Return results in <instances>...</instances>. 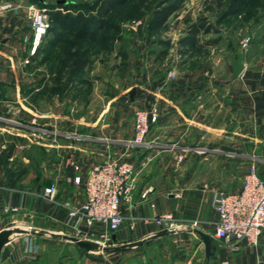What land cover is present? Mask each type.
Segmentation results:
<instances>
[{
    "label": "rangeland",
    "instance_id": "374dc122",
    "mask_svg": "<svg viewBox=\"0 0 264 264\" xmlns=\"http://www.w3.org/2000/svg\"><path fill=\"white\" fill-rule=\"evenodd\" d=\"M7 1L12 2L15 8L0 12V49L6 47L7 50H4L12 56H0V186L4 187L0 188L1 196L7 191L5 188L29 192L40 191L42 188L43 196L54 203L56 197L49 200L44 195V188L48 185L45 163H51V157L54 159L57 155L56 152L45 149L51 140L72 137L82 130L89 137H109L107 119L114 113L118 131L121 130L123 134L124 131L130 130V122L134 120V113L139 109L130 101V62L137 64L138 61L148 70L144 83L148 88L146 98L152 100L155 95V100L160 101L157 94L152 92L157 84H164L173 95L175 76L170 75V71L179 74L184 70L181 64L186 61L180 56L177 44L178 39L184 35L186 17L194 21L203 17L211 24V31L200 35L202 42L218 39L216 44H204L190 56H194L193 62L196 64L208 61L217 72L224 73L227 65L239 55L244 60L249 58L252 61H264V0H184L181 8L157 30H151L148 22L151 10L158 0H148L152 8L141 9L137 13L134 6L137 0H127L111 13L109 21L111 25L113 23L112 27L102 32L109 34L113 33L114 26L119 28L120 36L117 40L92 45L90 62L83 73L75 78L74 87L67 92L54 94L51 76L60 61L66 59L62 50L64 41L61 42L54 34L60 29L54 24L55 28L47 31L42 38L36 56L30 57L24 48H21L28 46V43L31 47L33 37V29L28 24L29 6L42 7L41 2L0 0V4ZM46 1L48 10H58L69 15L68 23L72 19H79L80 27L88 16L84 5L91 0ZM58 1H64V7H59ZM235 5L241 7L239 11L225 17V13L233 10ZM74 27L75 24L73 30H76ZM82 32L87 35L90 29L82 27ZM2 39H5L7 45L2 44L5 42ZM51 39L59 40L58 45L51 47ZM247 39L249 41L244 45ZM161 41L171 43L167 47L166 55L162 54L165 46ZM50 48V52L46 53ZM27 58L30 59L29 62L25 61ZM33 59L37 60L35 64ZM33 81L39 82L37 87L33 85ZM166 111L168 110H163V116H170ZM163 143L166 150L157 156L154 153L152 158L155 157L151 163H166L163 172V175L168 177L166 187L175 193L190 183V167L191 163H194L195 155L188 152L179 162V143H176L173 137ZM214 159L218 163H233L230 161L232 158L222 153L215 155ZM1 204L0 214H3ZM64 206L67 211L72 207L68 204ZM5 223L0 227V233L8 227L14 229L19 225L32 226L22 222L18 215H10L7 224ZM175 223L177 228L180 225L185 229L197 227L213 234L212 227L205 228L196 219L175 218ZM65 232L73 234L71 230ZM91 232L94 234L83 237L104 246L114 247V234L110 240L101 237L106 232V227L96 226ZM35 235L36 240L44 243V248L39 247L36 252V255L42 256L41 264H174L175 258H182L185 263L191 259L189 264H202L206 258L200 236L185 231L163 238L167 243L150 244L151 241H148L138 248H126L115 253L101 250L84 253L68 240L52 235ZM24 236L26 234H12L5 245ZM217 244L215 242L216 246Z\"/></svg>",
    "mask_w": 264,
    "mask_h": 264
},
{
    "label": "crops",
    "instance_id": "0c3cea01",
    "mask_svg": "<svg viewBox=\"0 0 264 264\" xmlns=\"http://www.w3.org/2000/svg\"><path fill=\"white\" fill-rule=\"evenodd\" d=\"M28 24L30 26V21ZM2 44L7 45L6 41ZM29 44L21 48L30 56ZM4 49L7 50L6 47L0 49V56L10 57L11 53L8 54ZM14 49L17 51L16 47ZM188 57L190 56L184 57L186 61L181 64L184 70L179 74L175 72L173 95L164 84H157L153 89L152 92L157 94L160 101L155 100L154 94L152 100L146 98V67L138 61L137 64L130 62V94L135 91L133 99L130 95V101L137 105L136 108L150 109L157 105L160 111L161 117L156 123H151L147 136L152 147L129 146L128 141L134 134V120L130 122V130L122 134L121 130L118 131L115 113L107 119L109 137H89L82 130L80 134L68 136L70 138L51 140L45 149L56 152L57 155L54 159L50 156L51 163H45L44 169L48 185L54 183L57 186L56 201H48L42 194V188L31 192L5 188L7 191L0 195L3 211L6 205L18 206L20 211L13 214L5 211L1 213L0 227L4 222L7 224L10 215H18L22 222L31 224L37 230L66 233L65 230L70 229L66 224L68 211L64 205L75 207L83 203L89 170L103 160L108 151H113L133 164L137 183L130 207L122 206L125 218L113 235V246L135 249L148 241H151L150 244L167 243L162 239L182 234L183 231L198 234L195 232L197 227L185 229L180 225L173 229L176 233L160 235V231L167 228L158 225L154 217L162 214H171L174 219H196L205 228L210 226L214 231V223L218 218L212 205L215 190L239 192L244 176L252 164L264 178V61L242 58L244 70L238 77H234L232 64L235 60L227 65L226 72L219 73L208 61L196 64L193 62L194 56ZM36 62L34 60V64ZM33 83L37 87L39 82ZM164 109L171 115L164 117ZM169 137L179 143L178 153H182L183 147L206 146L211 149L206 153L190 152L195 155L190 167V183L175 193L166 187L168 177L163 175L166 163H151L155 156L166 150L163 142ZM154 153L156 155L152 158ZM220 153L232 158L230 161L233 163H218L214 158ZM68 160L75 161L79 169L76 170ZM76 175L81 176L80 183L75 182ZM204 184H208V187H204ZM149 186H153L154 191L147 199H142L141 192ZM37 234L39 237L49 235L43 232ZM34 236L36 235L26 234L5 245L9 253L0 264H41L42 256L28 251L30 245L44 248V243ZM215 242L218 243L217 246L214 243L215 254L220 263L262 264L260 259L264 255V231L256 247L244 242L239 250H233L222 242ZM186 261L185 263L182 258H175L174 264H189L192 260ZM202 264H207L206 258Z\"/></svg>",
    "mask_w": 264,
    "mask_h": 264
},
{
    "label": "built area",
    "instance_id": "2783aa9c",
    "mask_svg": "<svg viewBox=\"0 0 264 264\" xmlns=\"http://www.w3.org/2000/svg\"><path fill=\"white\" fill-rule=\"evenodd\" d=\"M15 5L12 2L0 4V12L12 10ZM29 21L33 29V37L29 54L33 56L42 38L50 27V14L46 7L29 6ZM249 39L244 41L247 45ZM29 62L30 59L25 60ZM170 75L175 76L174 71ZM160 118L157 105L150 109H137L134 113V134L128 145L137 147H152L147 140L151 123H156ZM183 151L177 158L182 161L187 152L206 153L211 149L206 146L183 147ZM76 170L78 164L68 160ZM135 168L129 161L123 160L121 155L108 151L103 160L94 164L88 172L85 183V200L79 206L70 207L66 224L74 235L86 240L83 236L93 235L92 229L96 226L106 227V232L101 235L105 240H110L112 234L119 230L124 222L122 206L130 207L133 192L137 188L135 181ZM75 182H81V176H75ZM208 187V184H205ZM154 191L149 186L141 192L142 199H147ZM58 193L56 184L52 183L44 188V195L49 200H54ZM212 205L217 213V221L214 223L213 238L233 250H239L241 243L256 247L259 238L264 231V178L258 173L257 167L251 165L244 176L242 188L239 192H227L216 189L212 199ZM6 213H17L18 206L6 205ZM158 225L167 229H174L175 219L171 214H162L154 217ZM28 251L36 253L39 246L30 245ZM264 264V255L260 259ZM220 264H229L222 261Z\"/></svg>",
    "mask_w": 264,
    "mask_h": 264
},
{
    "label": "trees",
    "instance_id": "16d2710c",
    "mask_svg": "<svg viewBox=\"0 0 264 264\" xmlns=\"http://www.w3.org/2000/svg\"><path fill=\"white\" fill-rule=\"evenodd\" d=\"M39 2H41L42 7L49 9L48 6H46V0H39ZM124 2H127V0L88 1L84 5L88 12V16L86 21L83 22L80 27L79 19H75L76 23H74V19L68 23L69 15L58 10H48L51 23L47 31L53 30L55 28L54 24L57 25L60 31H55L54 34L61 42L64 41L62 50L66 55V59L64 58L60 61V65L57 67L50 79L52 92L54 94L67 92L70 88L74 87L75 78H78L83 73L90 62L91 54L93 52L92 45L96 46L101 42H112L117 40L120 36L119 28L114 26L115 29L112 31L113 33L109 34H102V32L106 28L112 27L113 23L111 25L109 21L110 15L119 7L120 4ZM183 2L184 0H158L152 8L151 4L148 3V0H137L134 6L136 13L141 9L150 10L152 8L148 24L151 30H157L165 24L168 18L181 8ZM64 5V1H58L59 7H64ZM240 8L241 7L239 5H235L233 10L225 13L224 16L234 15ZM184 22L186 23L184 35H182L177 41L180 55L184 57L191 56L196 50L203 47L204 44L214 45L217 43L218 39H211L204 43L200 38L202 33H209L212 29L211 24L207 23L205 18L200 17L194 21L190 17H186ZM73 24H75L74 28H76V30H73ZM82 27L90 29V33L87 35L84 34V32H82ZM70 36L74 37L72 38ZM58 41L59 40L51 39V47L58 45ZM161 44L165 46L162 54L166 55L167 47H169L171 43L170 41H161ZM50 50L51 48L46 51V53L50 52ZM66 69L68 71H66ZM214 243L215 239L213 240V245Z\"/></svg>",
    "mask_w": 264,
    "mask_h": 264
},
{
    "label": "water",
    "instance_id": "95a60500",
    "mask_svg": "<svg viewBox=\"0 0 264 264\" xmlns=\"http://www.w3.org/2000/svg\"><path fill=\"white\" fill-rule=\"evenodd\" d=\"M41 1H45V0H41ZM232 68H233V76L234 77H238L244 70V64L242 61V56H238L237 59L234 61V63L232 64ZM134 93L135 91L133 90L131 92V98H134ZM32 227V226H31ZM5 228L3 230L2 233L6 232ZM13 233L15 234H36V233H47L49 235L52 236H58L61 237L65 240H68L70 242H72L74 245H76L81 251L86 252V253H91L93 252V248L95 246V243L93 241H89V240H84V239H80L77 236L74 235H70V234H66V233H55V232H51V231H47V230H37L36 228L32 227L30 229H27L25 227H16L13 230ZM176 230L173 229H163L162 231H160V235H166V234H172V233H176ZM195 232L199 234V236L201 237V239L204 242L205 245V255H206V259H207V264H220V262L217 260V256L215 254V245H213V236L210 235L209 233L202 231L200 229H195ZM10 240V238L6 239L3 238L0 240V263L1 260L9 253V249L7 247H5L4 245ZM126 246H114V247H108V246H104L101 245L100 246V250L107 252V253H111V252H116V251H120L125 249Z\"/></svg>",
    "mask_w": 264,
    "mask_h": 264
},
{
    "label": "bare ground",
    "instance_id": "6f19581e",
    "mask_svg": "<svg viewBox=\"0 0 264 264\" xmlns=\"http://www.w3.org/2000/svg\"><path fill=\"white\" fill-rule=\"evenodd\" d=\"M30 228H32V227L30 226L27 229H30ZM12 230H13V228H7L5 233H0V240L3 239V238H6V239L10 238V236L12 234H14ZM94 243H95V246H94L92 251L93 252L94 251H99L100 250V246L103 245V244H100V243H97V242H94Z\"/></svg>",
    "mask_w": 264,
    "mask_h": 264
}]
</instances>
